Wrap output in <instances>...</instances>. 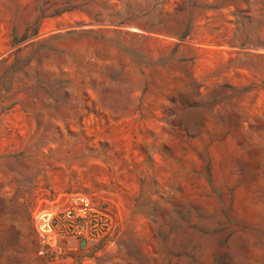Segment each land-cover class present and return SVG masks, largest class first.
Returning a JSON list of instances; mask_svg holds the SVG:
<instances>
[{
	"label": "rangeland",
	"instance_id": "rangeland-1",
	"mask_svg": "<svg viewBox=\"0 0 264 264\" xmlns=\"http://www.w3.org/2000/svg\"><path fill=\"white\" fill-rule=\"evenodd\" d=\"M0 264H264V0H0Z\"/></svg>",
	"mask_w": 264,
	"mask_h": 264
},
{
	"label": "built area",
	"instance_id": "built-area-1",
	"mask_svg": "<svg viewBox=\"0 0 264 264\" xmlns=\"http://www.w3.org/2000/svg\"><path fill=\"white\" fill-rule=\"evenodd\" d=\"M32 218L40 243L56 251L94 248L112 230L106 209L79 193L56 199L50 208L34 211Z\"/></svg>",
	"mask_w": 264,
	"mask_h": 264
}]
</instances>
